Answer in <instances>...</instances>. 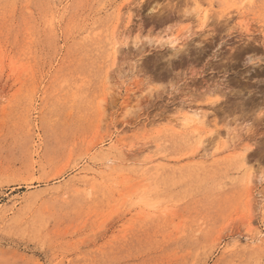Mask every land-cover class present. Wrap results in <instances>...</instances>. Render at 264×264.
Instances as JSON below:
<instances>
[{
  "label": "rangeland",
  "instance_id": "1",
  "mask_svg": "<svg viewBox=\"0 0 264 264\" xmlns=\"http://www.w3.org/2000/svg\"><path fill=\"white\" fill-rule=\"evenodd\" d=\"M198 3L206 26L193 0H0V264H264V187L246 186L264 164V0ZM195 109L225 145L177 125ZM111 144L126 161L105 171L89 157ZM146 171L174 208L150 222L122 207L153 195Z\"/></svg>",
  "mask_w": 264,
  "mask_h": 264
},
{
  "label": "clouds",
  "instance_id": "2",
  "mask_svg": "<svg viewBox=\"0 0 264 264\" xmlns=\"http://www.w3.org/2000/svg\"><path fill=\"white\" fill-rule=\"evenodd\" d=\"M249 62V58H248ZM143 111L142 106L140 107H133L130 106L128 114L125 116V119H136L139 117L140 113ZM199 125L196 123L191 124V128H197ZM193 137L197 135L195 132L190 133ZM89 159L95 164L101 167L105 171H110L115 167H119L125 163V154L124 151L117 146L116 144H112L108 147L105 151L94 153ZM245 164L248 162L244 161ZM142 165H136L129 163L127 165V171L129 174H137L139 173L140 168ZM246 169L241 168L240 171L243 172ZM143 183H144V191L152 192V196L148 195H137L135 197H128L126 198L123 203L122 207L125 210L138 211L142 218L146 222H150L156 220L158 218L166 217L174 211L173 206L164 198L156 195V193L162 191V186L160 184L159 177L156 174H148L146 171L143 174ZM252 184H258L261 187H264V164H261L259 161L257 164L252 165V174L250 177ZM116 184L113 183V187ZM93 189H89L86 193L87 198L91 199L93 195Z\"/></svg>",
  "mask_w": 264,
  "mask_h": 264
},
{
  "label": "bare ground",
  "instance_id": "3",
  "mask_svg": "<svg viewBox=\"0 0 264 264\" xmlns=\"http://www.w3.org/2000/svg\"><path fill=\"white\" fill-rule=\"evenodd\" d=\"M209 2H211V1H209ZM193 3H194V11H195V16L196 17H198L202 12H203V14H202V22H201V25L202 26H206L207 25V19H208V10H209V8H207V9H203L202 8V6L201 5H199V3H198V0H193ZM210 7H213V5L212 4H210L209 5ZM103 31V30H102ZM100 35H102V34H100ZM97 37V36H96ZM98 39H99V37H98ZM107 40V39H106ZM178 41H179V39L178 38H173V39H169L168 41H167V43L169 44V45H171L172 47H173V50H175L176 49V47L175 46H179V44H178ZM109 42V41H108ZM114 42V41H113ZM106 43V42H105ZM114 45H113V51H111V58H112V60L113 59H117L116 57H117V53H118V51H119V45L120 44H118V42H114L113 43ZM112 45V44H111ZM181 46V45H180ZM116 61V60H115ZM104 99V98H103ZM101 101V100H100ZM104 101V100H103ZM96 105V104H95ZM97 106V105H96ZM98 109V108H97ZM207 119V120H206ZM178 120H179V123L177 122V125H185V126H191V124L192 123H196V124H198L199 126L196 128L197 130H198V128H206L207 129V131L209 132V134H211L212 136H211V141L210 142H213V144H214V142L216 143V147H218V146H220L221 145V143L222 144H224V143H226V142H223L222 141V139H224L223 138V133H221L220 132V130L219 129H215L214 127H217L215 124L214 125H212V123H211V121L210 120H208V115L206 114V112H204L202 109H195V110H191V111H185L184 113H182V115L181 116H179L178 117ZM176 127V126H175ZM177 130V129H176ZM181 130V129H180ZM186 130V129H185ZM193 130V129H192ZM173 132V131H172ZM176 132V131H175ZM184 132V131H183ZM186 132V131H185ZM190 132V131H189ZM194 132H196V131H194ZM201 133H203V132H201ZM229 134V133H228ZM228 134H226L225 135V137H227L228 136ZM182 135V134H181ZM201 135V134H200ZM199 137H201V136H199ZM192 138V137H191ZM204 139V138H203ZM203 139H202V137L199 139V143H198V145H197V147L195 148V150L192 152V155H191V157H192V159H194V158H200L201 159V157H205V156H200V154H199V148L201 147V144H202V142H203ZM226 139V138H225ZM197 141H198V139H197ZM112 145V144H111ZM225 145V144H224ZM223 146V145H222ZM225 148V147H224ZM216 149H218V148H216ZM229 150V149H228ZM217 151V150H216ZM215 154V153H214ZM210 155V154H209ZM240 155V154H239ZM238 155V156H239ZM208 156V155H207ZM215 156V155H214ZM235 156V155H234ZM211 157V156H210ZM209 157V158H210ZM240 157V156H239ZM207 158V157H206ZM235 158V157H234ZM232 159V158H231ZM236 160V159H235ZM235 160H233V161H235ZM239 160H241V163L244 165L245 163H244V161H245V157H241ZM126 161V160H125ZM148 161V160H147ZM146 161V162H147ZM236 162H238V160L236 161ZM148 163H153V160L152 159H150L149 161H148ZM230 163V162H229ZM240 163V162H239ZM155 164V163H154ZM231 164V163H230ZM149 167V166H148ZM234 167H236L235 166V164H234ZM149 168H151V165H150V167ZM240 168H241V166H240ZM148 170V169H147ZM250 182H251V180H250V178L248 177V178H246V186H247V190H250ZM239 241V240H238Z\"/></svg>",
  "mask_w": 264,
  "mask_h": 264
}]
</instances>
